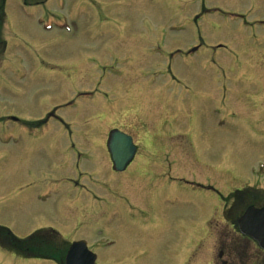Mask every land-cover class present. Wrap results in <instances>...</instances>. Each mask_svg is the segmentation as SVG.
Listing matches in <instances>:
<instances>
[{
    "label": "rangeland",
    "instance_id": "rangeland-1",
    "mask_svg": "<svg viewBox=\"0 0 264 264\" xmlns=\"http://www.w3.org/2000/svg\"><path fill=\"white\" fill-rule=\"evenodd\" d=\"M35 1L44 4L34 6ZM54 3L28 0L24 6L21 0L7 2L6 23L0 25V39L8 43L0 62V118L14 114L22 120L33 119L38 117L37 106L48 99L51 106L71 100L72 106L59 114L64 118L78 112L73 130L82 128L79 137L105 138L111 128L130 134L137 142L138 154L124 177L112 173L116 184L113 190L122 192L130 202L161 198L162 207H166L170 195L182 191L174 205L178 213H185L191 203L195 219L210 221L204 226L202 239H198L199 232L195 234V257L189 264H221L213 243L216 237L210 233L224 226L219 219L222 203L217 197L201 199L203 193L194 185L219 187L221 197L245 185H264V131H248L245 114L234 119L219 89L224 84L222 79L228 78L229 83L222 87L235 90L230 106H243L246 95H251L250 102L254 100L255 104L247 117L264 121L255 114L262 102L256 97L264 92V52H260L264 46L254 48L251 43L254 35L264 38V29L260 28L264 24H256L264 19V0H66L65 11L56 9ZM76 3L78 15L72 8ZM57 20H65L64 32L42 28L62 24ZM199 39L206 41L205 46L186 56ZM207 44L227 49H218L213 57ZM140 47L144 52L137 58ZM175 50L181 53L167 59V52ZM129 55L133 59L123 57ZM246 55L254 61H247ZM169 63L176 81L166 74ZM102 79H107L105 85H99ZM137 86L141 92L133 98ZM79 92L91 95L76 99ZM94 114L105 123L92 127L99 124ZM7 137L0 134V225L16 237L26 238L50 227L68 242L80 238L96 241L99 236L113 234L112 224L120 223L134 230L133 237L143 243L133 246L136 242H130L129 237L120 242L117 239L118 253L113 260L119 261L137 247H148L143 244L157 235L153 210L131 211L111 224L69 219L63 209L76 207L78 195L69 190V185L79 181L77 175L69 170L64 178H54L45 154L31 159L28 171L18 172L15 155L27 157L28 153L18 151L10 140L4 141ZM100 168L109 178V163L101 162ZM213 169L227 170L225 177L212 176ZM106 176L97 180L101 183ZM117 179L121 185L137 186L138 197H129ZM147 184L155 190L150 192ZM166 237L164 252L159 256L163 263L175 264L183 236L179 232L174 238L170 233ZM200 252L203 255L198 259ZM0 264L54 263L0 252Z\"/></svg>",
    "mask_w": 264,
    "mask_h": 264
},
{
    "label": "flooded vegetation",
    "instance_id": "flooded-vegetation-1",
    "mask_svg": "<svg viewBox=\"0 0 264 264\" xmlns=\"http://www.w3.org/2000/svg\"><path fill=\"white\" fill-rule=\"evenodd\" d=\"M21 1L24 6L27 5L28 0ZM47 1L50 2V0H45V2ZM7 2L8 0H0V25L3 22L6 23ZM42 4H44V2L35 1L34 6ZM53 6L59 9L65 7V0H55ZM40 19L41 18L39 17L36 18L38 21H40ZM57 21L62 22V20ZM54 28L57 29L56 27ZM16 37L17 39L22 40L21 37L17 35ZM23 42L25 43V41ZM7 46L8 43L0 39V61L3 60V52H5L3 49L6 50ZM261 46H264V38H261L253 47L258 48ZM214 50L215 49H213V51ZM142 51L143 50L140 47L137 58H139V53ZM260 52L263 53L264 50H260ZM214 53H216V51H214ZM253 56L255 55H252L251 57ZM128 58L133 59L131 55H129ZM245 59L247 61H254L249 58L248 55L245 56ZM261 66H263V64H260V67ZM222 85L225 84H221V87ZM221 87H219L221 91L220 98L227 102V106H229L227 107V112L234 119H238L242 114H245L247 119H244V122L246 123V126H249L247 130L252 131L254 129L258 132H263L264 121L262 122L256 118L250 119L247 117L248 114H250L252 104H255L254 100L250 102L251 95H246L247 99L242 104L243 106H238L240 109H236V107L234 108L230 106V98L234 95L235 90H232V87L227 88L223 86L222 89ZM137 91L141 92V90L138 89V86L137 89L135 88V93L132 94L133 98L138 95ZM215 91L218 92L216 88ZM263 95L264 92L256 97L262 102H260V107L257 108L255 114L256 117H263L264 120V115H262L264 114ZM62 109L63 108L59 104L51 106L50 100L48 99L43 102L41 106H37L36 110L38 117L36 118L22 120L19 116L14 114L6 115L1 118L0 122H2L3 125L0 127V134L4 133L10 136L5 138L4 141L10 140L13 143V146L18 148V151H25L28 153L27 157L15 155V166L18 169V172L23 173L25 169L28 171L30 160L39 157L41 154H45L49 174L51 176L53 175L54 178H64L65 173L69 170L73 171L77 175L76 179H79V181L75 182L73 186L69 185V190H75L76 195H78V201L74 210L63 209V211L69 219L73 217L74 220L79 217L81 223L101 220L104 223L106 221L108 224H111L114 219L119 220L121 215H130L131 211H137L139 213H145L147 210L154 211V230L157 231V235L151 239L148 238L147 242L143 244H148V247L142 249L137 247L138 249L133 251L132 254L119 261H114V254L118 253L117 249H115L117 239H119L120 242L121 239L129 237L130 242H136L133 246L142 244L143 242L138 243V237H133L134 230H131L130 227L126 228L120 223L112 224L114 227L110 230L114 232L113 234L110 233L109 236H99L100 239L93 241L94 243L91 244L90 250L96 254L95 264H169L168 262L163 263L161 256L159 255L164 252L165 240L168 238L166 237L167 234L170 233L171 237L173 236L174 238L175 233L177 234L179 232L182 234L183 238L179 250L180 256L175 264H189L192 257H195V245L193 244V241L198 232V239H202L204 226H209L210 221L195 219V208L191 203L187 204L188 206L185 213H178V209L174 208V205L177 202L178 194H183L182 191H177L170 195L166 202V207H162L161 198L147 200L143 192V197H145L146 200L144 203L138 201L130 202L122 192H115L113 189H115L114 186L116 184H114V176L112 173H119H115L112 170L107 137H79L78 133L82 128L79 130H73V126L77 125L78 112L70 114V122H67L66 116L63 118L59 114ZM214 109L218 108L214 107ZM93 116L98 115L94 114L92 117ZM97 120H99L100 124L105 123L103 118L99 116L97 117ZM53 122L58 127L54 126ZM88 125L89 124L84 127H87ZM91 125L95 127L98 124L93 123ZM260 125L262 126L261 128ZM62 134L64 137H61ZM132 139L135 141L133 137ZM2 141L3 139L0 138V143ZM101 162H104L106 165L109 163V173L111 171L109 178L105 174L108 169L107 167L106 170H102L101 168L98 169ZM133 162L134 160L132 163ZM56 170L58 171V174H55ZM126 171L119 174V176L124 177L122 174ZM225 172H227V170L213 169L212 176L218 175L223 178L225 177ZM102 175L106 176V178L100 183L97 180V177L101 178ZM158 175L155 177L159 178ZM150 176L154 177L153 174ZM69 181L72 182L70 179ZM119 182L120 181L118 180V184L123 187V190L126 191L129 197L132 195L134 198L138 197L140 190L137 189V186L121 185ZM153 183L154 182H151V184ZM147 185L150 187V192L155 190L151 185ZM201 190L203 193L200 195L201 199L217 197V201L222 203L219 212V219L224 226L215 227L213 233H210V235L216 237L213 243L217 245L215 248L218 253L217 257L219 258V263L264 264V249L259 246L257 240L259 233L255 230V236H248L243 234L239 227L240 220L249 210H254L262 215L261 223L264 226V189L262 187L244 186L229 191L228 195L225 197H221L220 194L222 191L216 186H203L201 187ZM188 196L193 197L190 192ZM211 199L208 200L210 201ZM207 204H210V202H204V205ZM65 207L69 208V206ZM198 211L201 213V209H198ZM128 222L130 223L129 218ZM108 224H105L104 226L109 228L110 225ZM115 232L118 237L115 236ZM188 232H191L192 236H189ZM36 235L37 237L29 240L27 245L23 247L18 245L17 241L11 235L0 230V249L10 255H12L11 252H17V250L20 249L28 256H48L51 252L52 241V238H50V232L46 231L44 228ZM208 238L209 233L207 239ZM106 239L114 241V243L102 242ZM80 240L86 239L80 238ZM53 250L55 253L58 251L56 248ZM119 253H121V251ZM202 255L203 252H200L198 259Z\"/></svg>",
    "mask_w": 264,
    "mask_h": 264
},
{
    "label": "water",
    "instance_id": "water-1",
    "mask_svg": "<svg viewBox=\"0 0 264 264\" xmlns=\"http://www.w3.org/2000/svg\"><path fill=\"white\" fill-rule=\"evenodd\" d=\"M111 153L117 170H121L128 159L134 153L135 148L131 144V140L118 132L110 135ZM122 157H124L122 159ZM66 264H93L94 256L86 250L83 243L78 242L71 245L66 258Z\"/></svg>",
    "mask_w": 264,
    "mask_h": 264
},
{
    "label": "trees",
    "instance_id": "trees-1",
    "mask_svg": "<svg viewBox=\"0 0 264 264\" xmlns=\"http://www.w3.org/2000/svg\"><path fill=\"white\" fill-rule=\"evenodd\" d=\"M55 245H57V243H55ZM50 250H51L50 253H52L54 251L52 248ZM52 254H56L57 256L59 255L62 258V251H60L59 249H58L57 253H52ZM61 258H57V259L61 260Z\"/></svg>",
    "mask_w": 264,
    "mask_h": 264
}]
</instances>
